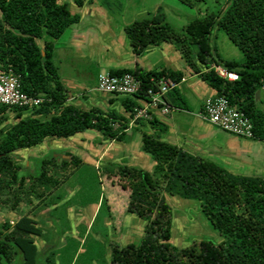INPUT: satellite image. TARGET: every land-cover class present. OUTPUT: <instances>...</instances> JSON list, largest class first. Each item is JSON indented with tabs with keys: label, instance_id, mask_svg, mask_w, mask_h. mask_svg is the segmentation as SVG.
Listing matches in <instances>:
<instances>
[{
	"label": "trees",
	"instance_id": "16d2710c",
	"mask_svg": "<svg viewBox=\"0 0 264 264\" xmlns=\"http://www.w3.org/2000/svg\"><path fill=\"white\" fill-rule=\"evenodd\" d=\"M73 1L79 8L96 1L102 6L110 5V0ZM224 1L227 5L222 12L193 20L182 32L167 22L163 8H159L152 16L128 25L125 33L136 57L163 44L173 45L192 75L215 91L212 98L225 97L250 119L251 140L264 142V111L256 104V94L264 88V0ZM80 21L81 16L73 15L68 4L60 0H0V67L20 77L25 93L45 98L39 108L0 107V125L7 120L8 112L15 113L18 120L3 138L0 136V190L15 185L21 188L29 178L39 185L57 184L46 170L57 163V158L37 160L38 171L31 176L30 171L14 164L13 153L42 145L48 138L68 139L91 130L105 140L125 142L138 100L145 99L144 92L157 89L162 80L179 84L185 79L182 71L166 68L111 70L112 76L131 74L142 82L140 93L122 98L126 115L115 109L85 110L69 103L68 89L54 63L55 42ZM215 28L224 31L242 52V65L224 60L212 47ZM215 66L237 73L239 79L230 82L221 78ZM164 100L174 110L192 112L179 86L170 90ZM28 113L31 117L25 118ZM151 116L149 121L137 120L135 127L150 125L151 133L142 132V149L155 162L154 171L119 167L120 178L126 180L122 188L130 191L127 212L147 222L145 235L138 245L115 246L110 264H264V178L232 174L215 161L166 142L164 135L169 127L158 115ZM79 163L80 159L72 157L70 161L63 160L61 167ZM166 194L198 201L202 213L224 241L201 240L184 248L175 246L173 212ZM4 230L0 264H10L18 256L23 264L40 263L42 254L35 239L43 236V230L38 222L23 216ZM54 257L55 253L47 261Z\"/></svg>",
	"mask_w": 264,
	"mask_h": 264
},
{
	"label": "rangeland",
	"instance_id": "374dc122",
	"mask_svg": "<svg viewBox=\"0 0 264 264\" xmlns=\"http://www.w3.org/2000/svg\"><path fill=\"white\" fill-rule=\"evenodd\" d=\"M60 3L68 4L73 15L81 16L80 23L55 42L54 63L69 98L78 95L75 103L85 110L94 107L106 112L110 108L106 99L112 97L115 111L126 115L123 97L115 98L95 90L99 74L136 67L146 71L163 68L182 71L186 80L181 91L192 106V112L184 116L190 119L189 123H194L196 134L225 148L228 161L222 166L232 174L264 178V142L236 137L201 117V104L215 91L192 75L176 48L163 44L136 57L125 33L128 25L152 16L159 8H163L167 22L182 32L193 20L222 12L227 5L224 0H110L108 7L96 1L87 3L85 8L77 7L73 0H60ZM77 31L80 36L74 40L72 35L76 36ZM211 44L224 60L240 65L245 62L242 52L224 31L215 28ZM39 45L43 47V42L39 41ZM257 95L264 98V89ZM257 102L263 110L259 100ZM6 117L0 125L2 138L18 122L13 112H8ZM28 117L30 113L25 115ZM170 123L176 124V121ZM143 131L151 133L150 125L145 123L137 129L134 123L125 142H111L91 130L68 139L48 138L42 145L13 153L14 164L30 171L31 176L38 171L37 160L57 158L56 164L46 168L48 176L57 184L39 185L29 178L21 188L15 185L0 190V237L6 234L5 226H13L18 217L41 218L45 234L38 240L48 243L46 249L54 247L58 264H110L115 246L140 244L147 222L128 214L130 191L122 188L126 180L120 178L119 167L154 171L155 162L142 149ZM164 140L173 144L169 135ZM214 156L216 158L210 160L218 163L221 156L216 153ZM72 157L80 159L78 166L61 167L63 160L70 161ZM165 197L173 212L172 243L175 246L184 248L201 240L224 241L202 213L198 201L168 194ZM19 261L22 262V257Z\"/></svg>",
	"mask_w": 264,
	"mask_h": 264
},
{
	"label": "built area",
	"instance_id": "2783aa9c",
	"mask_svg": "<svg viewBox=\"0 0 264 264\" xmlns=\"http://www.w3.org/2000/svg\"><path fill=\"white\" fill-rule=\"evenodd\" d=\"M216 73L230 82L237 81L239 75L229 72L223 67H214ZM185 79L181 83H184ZM171 80H162L157 89H148L145 99L138 100L139 107L135 108V116L131 122L137 120L149 121L151 113L163 116L169 115L171 108L164 100L165 95L175 87L180 86ZM95 90L98 93L133 98L142 91V82L131 74L112 76L102 73L97 80ZM45 102L43 96H30L22 89L20 77L12 70L5 71L0 67V107L39 108ZM201 117L214 127L239 138L252 139L253 125L250 119L238 107L233 106L225 97L209 98L203 105Z\"/></svg>",
	"mask_w": 264,
	"mask_h": 264
},
{
	"label": "crops",
	"instance_id": "0c3cea01",
	"mask_svg": "<svg viewBox=\"0 0 264 264\" xmlns=\"http://www.w3.org/2000/svg\"><path fill=\"white\" fill-rule=\"evenodd\" d=\"M85 6H84V8H85ZM76 34H77L76 36L72 35L74 40L78 39V35H79L78 31ZM185 80H186V78H185ZM184 83L180 84V86H179L180 89ZM263 89L264 88H262V90ZM215 94L216 93H214V95L211 96L210 98L214 97ZM257 94H259V91L257 92ZM257 94H256L257 107L259 108L258 102H257L258 100H259V103L261 104V106L264 107L263 95H257ZM77 97H79V96L76 95V96L69 98V103H72V102L75 103ZM106 102L110 106V108H108L106 110L110 111V110L115 109V102L112 100V97L106 99ZM204 103H205V101L201 104V108L204 105ZM75 106L83 108V106L81 104H78L77 102L75 103ZM93 108H91V109H93ZM91 109H89V110H91ZM108 111H106V112H108ZM263 111H264V109H263ZM186 113H188V112H182V111L174 110L167 116H163L161 114H158V118L161 121H163L164 123H166L167 126L169 127V131L166 135H169V138L171 139L172 143L174 145H177L178 147L184 149L185 151L195 155V156H201V157L207 158V159L216 158V156H214V154L216 153L219 156H221L220 159H219V156L217 157V159H219L220 165L226 163L228 161L227 160L228 157H226L227 151L225 150V148L222 147L221 144H217L215 141H213V140L211 141L207 137L197 135L195 132L196 129L193 125L194 123L193 124L189 123L188 121H190V119H188V117L184 116ZM174 121H176V124L170 123V122H174ZM127 134H128V132H127ZM166 135H164V137ZM79 148H81V147L79 146ZM59 149H62V148H59ZM76 156H78V155H76ZM29 217L33 218L36 222H38L39 227L43 230V235H44L45 230H44V226L42 224L43 219H41V218L38 219L36 216H29ZM20 218H22V217H18L15 222H17ZM41 239H43V238H41ZM35 243H36L37 247L39 248V250L41 251V254H42V257L40 259L39 264H58V262L55 261V257L51 258L50 262L47 261V259L50 258L53 253H55L54 247H48L46 249V247L48 246V243L45 242L44 240L39 241L38 238L35 239ZM19 258H20L19 256L16 257V259L10 264H23V262L19 261Z\"/></svg>",
	"mask_w": 264,
	"mask_h": 264
}]
</instances>
